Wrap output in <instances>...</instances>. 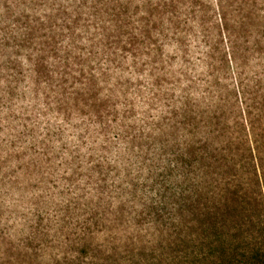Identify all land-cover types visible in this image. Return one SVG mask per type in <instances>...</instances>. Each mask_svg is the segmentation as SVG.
Returning a JSON list of instances; mask_svg holds the SVG:
<instances>
[{
	"label": "trees",
	"instance_id": "trees-1",
	"mask_svg": "<svg viewBox=\"0 0 264 264\" xmlns=\"http://www.w3.org/2000/svg\"><path fill=\"white\" fill-rule=\"evenodd\" d=\"M0 264H264V0H0Z\"/></svg>",
	"mask_w": 264,
	"mask_h": 264
}]
</instances>
